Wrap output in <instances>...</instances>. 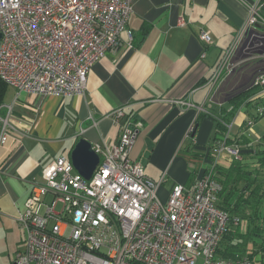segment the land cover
<instances>
[{
	"label": "built area",
	"instance_id": "1",
	"mask_svg": "<svg viewBox=\"0 0 264 264\" xmlns=\"http://www.w3.org/2000/svg\"><path fill=\"white\" fill-rule=\"evenodd\" d=\"M133 10L134 0H0V78L19 93L84 95L90 70L120 46ZM258 10L228 47L215 81L235 71L240 50L249 52L250 45L242 48L247 35L264 23ZM200 38L213 42L206 30ZM252 84L264 91V70ZM12 107L0 114V165L2 152L11 154L27 134ZM257 112L264 115V106ZM111 115L120 124V138L94 145L103 158L90 179L61 156L43 168L41 180L30 181L18 216L24 247L13 264H252L248 255L218 253L224 235L243 222L217 205V156L244 159L240 144L229 142L230 129L215 141L217 158L205 174L189 187L175 185L163 201L158 193L162 178L149 177L131 156L142 121H125L122 108Z\"/></svg>",
	"mask_w": 264,
	"mask_h": 264
},
{
	"label": "crops",
	"instance_id": "2",
	"mask_svg": "<svg viewBox=\"0 0 264 264\" xmlns=\"http://www.w3.org/2000/svg\"><path fill=\"white\" fill-rule=\"evenodd\" d=\"M255 8L264 18V0H134L122 43L93 65L84 95H33L8 85L0 114L6 115L12 105L27 134L11 154L2 152L0 256L14 262L10 250L24 247L25 232L18 216L30 181L41 180L43 168L58 157L72 162V151L81 138L93 147L104 140L117 142L121 127L111 114L118 108L124 110L125 121L143 123L131 156L143 164L149 177L162 178L158 193L163 201L175 185L194 184L217 157L221 167L231 166L230 154L217 156L213 149L229 129V142L240 144L250 167L251 155L264 147V115L257 116L258 107L264 106V91L258 87L240 103L221 91L242 62L264 60V39L254 45L263 53L248 57L249 52L240 50L234 57L235 71L218 81L213 77ZM258 25H262L258 31L264 32V23H257L256 29ZM203 30L211 33L212 43L200 38ZM251 119L255 122L249 126ZM98 155L100 163L103 156ZM241 227L246 235L250 226ZM249 248L256 250L252 264H264V248L249 240L245 255L250 254Z\"/></svg>",
	"mask_w": 264,
	"mask_h": 264
},
{
	"label": "trees",
	"instance_id": "3",
	"mask_svg": "<svg viewBox=\"0 0 264 264\" xmlns=\"http://www.w3.org/2000/svg\"><path fill=\"white\" fill-rule=\"evenodd\" d=\"M262 70V58L245 60L231 75L230 81L221 92L234 95L233 101L240 103L257 91L258 86L252 85V82L255 75ZM7 86L0 78V105ZM247 159L245 157L242 161L233 160L230 167H221L218 164L216 169L215 178L221 184V189L217 192V205L233 215H238L250 226L246 235L240 232V225L224 235L218 253L229 258L244 254L249 240H252L254 246L260 245L264 248V238L258 244L254 241L264 237V147L257 148L251 155L248 160L251 168L247 167ZM253 252L248 255L251 259Z\"/></svg>",
	"mask_w": 264,
	"mask_h": 264
},
{
	"label": "water",
	"instance_id": "4",
	"mask_svg": "<svg viewBox=\"0 0 264 264\" xmlns=\"http://www.w3.org/2000/svg\"><path fill=\"white\" fill-rule=\"evenodd\" d=\"M262 28V25H258L257 29L252 30L246 37L242 48H245L247 45H250V50L248 57L254 53H263L260 47H255V43H258L260 40L264 39V32L258 31ZM2 37V32H0V39ZM72 162L75 168L86 178L90 179L93 175L94 170L96 169L100 157L98 153L93 149L92 143L85 138H81L76 144L75 148L72 151Z\"/></svg>",
	"mask_w": 264,
	"mask_h": 264
},
{
	"label": "rangeland",
	"instance_id": "5",
	"mask_svg": "<svg viewBox=\"0 0 264 264\" xmlns=\"http://www.w3.org/2000/svg\"><path fill=\"white\" fill-rule=\"evenodd\" d=\"M11 87V86H10ZM208 148H209V150H210V146H207L206 147V149L208 150ZM70 155V154H69ZM70 157V156H69ZM54 198V196H51V199H53ZM59 208H60V205H59ZM247 222L246 221H243L242 222V224L240 225V227L241 228H243V226H244V224H246ZM248 224V223H247ZM244 229H246V227L244 228ZM264 237H260V239L262 240ZM246 240V239H245ZM252 246V245H251ZM249 251H247V253H251L252 251H253V249L252 248H249L248 249ZM18 251V250H17ZM17 251H15V250H10V253H11V256H12V258H15V256H16V254H17ZM242 255H245V254H242ZM13 259H11V258H7V256L5 255V257H3V256H0V264H13V261H12Z\"/></svg>",
	"mask_w": 264,
	"mask_h": 264
}]
</instances>
